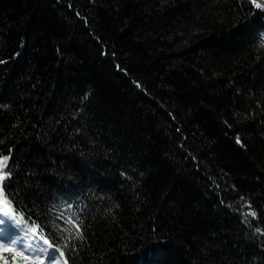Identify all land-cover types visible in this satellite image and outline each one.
<instances>
[{
    "label": "trees",
    "instance_id": "trees-1",
    "mask_svg": "<svg viewBox=\"0 0 264 264\" xmlns=\"http://www.w3.org/2000/svg\"><path fill=\"white\" fill-rule=\"evenodd\" d=\"M262 1L0 0V156L69 264H264Z\"/></svg>",
    "mask_w": 264,
    "mask_h": 264
},
{
    "label": "snow or ice",
    "instance_id": "snow-or-ice-1",
    "mask_svg": "<svg viewBox=\"0 0 264 264\" xmlns=\"http://www.w3.org/2000/svg\"><path fill=\"white\" fill-rule=\"evenodd\" d=\"M255 6L257 8L262 7L260 4ZM2 62L0 61V63ZM240 142V138L237 137V143ZM9 159L10 154L9 156H0V225L6 222L3 217H8L14 222V226H17L19 231L24 233V238H30L33 241L31 245H20L21 252H17V255H24L30 264H69V258L64 251L68 245L59 244L57 238L51 233L45 235L44 226L27 214L28 205L25 203L24 195L19 188L13 189L11 185L14 173L8 168ZM5 169L8 170L5 171ZM249 215L254 217L255 213L251 212ZM67 223L72 224V221L69 220ZM73 227L76 230V237L82 238L80 226L73 224ZM29 233L31 234L30 237ZM5 243L8 241L0 242V248H3ZM6 250L15 251V247Z\"/></svg>",
    "mask_w": 264,
    "mask_h": 264
},
{
    "label": "rangeland",
    "instance_id": "rangeland-1",
    "mask_svg": "<svg viewBox=\"0 0 264 264\" xmlns=\"http://www.w3.org/2000/svg\"><path fill=\"white\" fill-rule=\"evenodd\" d=\"M12 248L14 246H11ZM0 264H30L28 260L19 256H9L7 254H0Z\"/></svg>",
    "mask_w": 264,
    "mask_h": 264
}]
</instances>
